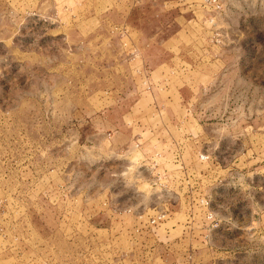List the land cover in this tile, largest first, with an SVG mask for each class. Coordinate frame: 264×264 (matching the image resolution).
I'll return each mask as SVG.
<instances>
[{"label": "rangeland", "instance_id": "374dc122", "mask_svg": "<svg viewBox=\"0 0 264 264\" xmlns=\"http://www.w3.org/2000/svg\"><path fill=\"white\" fill-rule=\"evenodd\" d=\"M218 5L0 0V264H264V0Z\"/></svg>", "mask_w": 264, "mask_h": 264}, {"label": "built area", "instance_id": "2783aa9c", "mask_svg": "<svg viewBox=\"0 0 264 264\" xmlns=\"http://www.w3.org/2000/svg\"><path fill=\"white\" fill-rule=\"evenodd\" d=\"M208 1L211 2V3H214L215 6H219V5H218L219 0H208ZM207 156H208V155L206 154V155H203L202 157H207ZM153 163L156 164V161H154ZM204 201H205L206 203H208V200H207V199H204ZM207 216L211 218V217L213 216V213H212L211 211H209V212L207 213ZM215 219H216V221H217L216 223L218 224V221H219L220 219H219V220H218V218H215ZM152 221H155V218H152Z\"/></svg>", "mask_w": 264, "mask_h": 264}]
</instances>
